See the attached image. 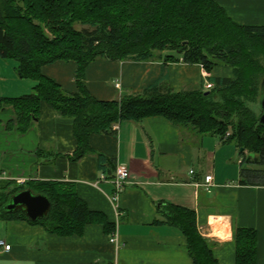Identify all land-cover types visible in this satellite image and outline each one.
<instances>
[{"label":"trees","instance_id":"1","mask_svg":"<svg viewBox=\"0 0 264 264\" xmlns=\"http://www.w3.org/2000/svg\"><path fill=\"white\" fill-rule=\"evenodd\" d=\"M0 57L15 62L20 79L35 81L30 94L0 98V110L10 104L16 115L8 131L27 133L47 103L72 120L77 149L69 159L79 162L96 154L105 173L115 170L116 162L93 150L91 136L115 135V127L123 122L161 116L201 136L234 143L242 157L241 184L264 186V126L258 120L264 26L238 24L215 0H0ZM163 57L165 63L202 65L208 72L229 67L232 76L211 77L210 90L202 85L175 92L163 73L142 93L112 101L97 100L87 88L86 70L94 61L149 62ZM59 61L77 64L76 93L42 74L44 66ZM25 190L50 200L45 219L33 222L23 212L6 211L12 196ZM158 207L161 218L155 224L180 230L194 264H219L213 245L199 232L194 210L172 204ZM0 219L24 220L60 236L81 235L86 225L101 221L108 234L113 231L101 214L89 210L73 184L58 181L0 183ZM235 240L237 264H256L257 233L238 229Z\"/></svg>","mask_w":264,"mask_h":264},{"label":"crops","instance_id":"2","mask_svg":"<svg viewBox=\"0 0 264 264\" xmlns=\"http://www.w3.org/2000/svg\"><path fill=\"white\" fill-rule=\"evenodd\" d=\"M215 1L238 24L264 26V0ZM15 66L0 57V98L33 92L35 81L20 79ZM203 69L182 61L165 63L164 57L149 62L97 60L87 67L85 79L94 98L112 101L142 93L163 73L175 92L204 87L205 81L212 83L211 77L232 76L229 67L217 66L205 78ZM76 70L75 62L59 61L41 72L66 92L76 93ZM15 117L13 106L4 104L0 110V183L73 184L89 210L101 214L113 231L108 234L101 221L86 225L81 235L60 236L24 220L0 219V239L11 246L9 252L0 249V264H194L180 230L155 224L161 218V204L196 212L199 232L213 245L219 264H237L236 231L254 230L256 264H264V186L241 184L242 157L236 146L225 145L218 136H201L178 127L161 116L123 122L115 135H92L90 146L96 153L115 160L116 166L126 165L131 172L115 205V170L103 173L96 154L79 162L69 159L77 149L72 120L43 103L39 120L21 134L7 130ZM210 174L214 182L208 192L197 185ZM113 234L118 236V245L111 242Z\"/></svg>","mask_w":264,"mask_h":264},{"label":"water","instance_id":"3","mask_svg":"<svg viewBox=\"0 0 264 264\" xmlns=\"http://www.w3.org/2000/svg\"><path fill=\"white\" fill-rule=\"evenodd\" d=\"M259 123L264 126V89L260 99ZM52 208L50 200L42 194H34L31 190H25L12 196L5 209L7 212H23L28 219L35 222L45 219Z\"/></svg>","mask_w":264,"mask_h":264},{"label":"built area","instance_id":"4","mask_svg":"<svg viewBox=\"0 0 264 264\" xmlns=\"http://www.w3.org/2000/svg\"><path fill=\"white\" fill-rule=\"evenodd\" d=\"M203 72H204L203 73L204 77L207 78L208 77V74H207L208 71L203 69ZM120 86H121L120 84H117L118 88ZM212 87H213L212 83L205 81V83H204V89L205 90H210ZM117 128H118V126L115 127V129H117ZM229 135H230V133H228L226 135L225 139H227ZM103 179H104V177H103ZM130 179H131L130 169L126 165H117L116 169L114 171V177H113V183H114L115 188H116V193L113 196L112 200H113V203H115V205L117 203L119 194L124 190L125 186L130 182ZM213 182H214L213 175L210 174V175L206 176L205 182L202 185L199 184L197 186H199V187L203 186L208 192H210V190L213 186ZM20 183H23V181H20ZM117 213L120 214L118 209H117ZM202 234L204 236H208V234L205 233L204 231H202ZM111 242L118 245L117 234L112 235ZM0 249H3L4 251L9 252L11 250V246L8 245L5 241L0 239Z\"/></svg>","mask_w":264,"mask_h":264},{"label":"rangeland","instance_id":"5","mask_svg":"<svg viewBox=\"0 0 264 264\" xmlns=\"http://www.w3.org/2000/svg\"><path fill=\"white\" fill-rule=\"evenodd\" d=\"M76 28L77 29H83L84 27H82V26H80V25H76ZM8 61H12V60H8ZM14 62V61H13ZM227 144H231V145H234L235 146V144L234 143H226L225 145H227ZM238 155H239V151H238ZM246 156H248V155H246Z\"/></svg>","mask_w":264,"mask_h":264}]
</instances>
